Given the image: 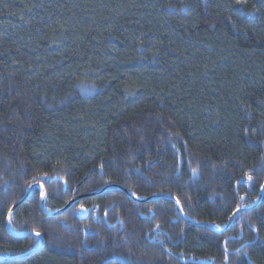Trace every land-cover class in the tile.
<instances>
[{
	"label": "trees",
	"instance_id": "1",
	"mask_svg": "<svg viewBox=\"0 0 264 264\" xmlns=\"http://www.w3.org/2000/svg\"><path fill=\"white\" fill-rule=\"evenodd\" d=\"M263 186L264 0H0V264H264Z\"/></svg>",
	"mask_w": 264,
	"mask_h": 264
},
{
	"label": "water",
	"instance_id": "2",
	"mask_svg": "<svg viewBox=\"0 0 264 264\" xmlns=\"http://www.w3.org/2000/svg\"><path fill=\"white\" fill-rule=\"evenodd\" d=\"M54 180H56V179H53V181H54ZM38 186H39V188H42V199H41V204H42V206H43V208H44L45 189H44V187H43L42 184H39ZM35 187H36V185H35V186H32V187L29 189L27 195H26V196H25L20 202H18L15 206H13V208L11 209V211H10V213H9V216H8V220H7V227H8V231H9L10 233H12L11 228H10V220H11V217H12V215H13L15 209H16L20 204L24 203V202L28 199V197L30 196V194L32 193V191H33V189H34ZM107 189H108V188H105L104 190H102V191H100V192H98V193H96V194L103 193V192H104L105 190H107ZM125 192L128 194L127 191H125ZM263 194H264V186H263V189H262L261 195H260L258 201L256 202V204H255L254 206L250 207V208H242V209L237 210V211L233 214V216L230 218L229 223H228V225L226 226V228H228V227L231 225L233 219H234L238 214L243 213V212H247V211H251V210L255 209V208L259 205V203L261 202L262 197H263ZM154 197H156V196H153V198H154ZM168 197H169V196H168ZM174 199H175V198H174ZM77 200H78V198L75 199V200H73L72 202H70V203H69L64 209H62V210H60V211H57V212H54V213H49V215H51V216H59V215H61V214L64 213L66 210H68L69 207H70L75 201H77ZM137 201H139V200H137ZM147 201H148V200H142V201H139V202H147ZM175 201H176L177 209H178L180 215L183 216V214H182L181 211H180L178 201H177L176 199H175ZM89 213H90V210L83 209L82 211L79 212L78 217H79L80 219H85ZM203 225H204V224H203ZM206 226H207V225H206ZM34 235H36V234H34ZM18 236H19V237H24L23 234H19ZM43 244H44V241L42 240L41 246H40L37 250H35L34 252L29 253L28 255H26V256H24V257H21V258H5V259H4V258H0V261H7V260H22V259H25V258L31 256L32 254L38 252V251L43 247Z\"/></svg>",
	"mask_w": 264,
	"mask_h": 264
},
{
	"label": "snow or ice",
	"instance_id": "3",
	"mask_svg": "<svg viewBox=\"0 0 264 264\" xmlns=\"http://www.w3.org/2000/svg\"><path fill=\"white\" fill-rule=\"evenodd\" d=\"M36 235H37V236H39V235H40V233H38V232H37V233H36Z\"/></svg>",
	"mask_w": 264,
	"mask_h": 264
}]
</instances>
